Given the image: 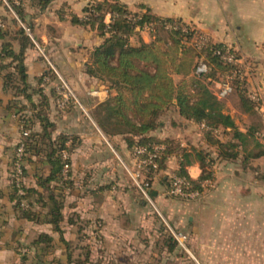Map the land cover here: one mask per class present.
<instances>
[{
  "label": "trees",
  "instance_id": "trees-1",
  "mask_svg": "<svg viewBox=\"0 0 264 264\" xmlns=\"http://www.w3.org/2000/svg\"><path fill=\"white\" fill-rule=\"evenodd\" d=\"M52 1L31 0L33 6L42 9ZM8 2L17 17L14 21L18 24V34L30 41V36L20 25L28 24L23 0L19 4ZM0 5L14 16L6 5L2 2ZM108 17L110 22H106ZM2 23L5 25L6 20L0 17ZM71 23L96 31L104 39L100 46L92 50L86 71L90 77L109 84L114 91V95L92 112V119L103 134L112 142L121 140L131 152L135 147L152 149L155 145L164 146L155 159L158 168L151 169L147 174L150 187L157 179L155 176L166 170L173 156L179 163L175 175L189 182L190 191L199 190L203 182L212 180L211 166L215 159L211 149H215L221 161L240 160L245 165L264 157L260 121L251 123L245 132L240 130L234 118L225 112L224 102L217 99L210 89L211 82H207L209 78L217 80L219 75L224 78L233 76V87L243 113L259 115L260 101L250 98L246 78H242L244 67L225 59L229 56L241 59L238 52L214 42L181 19L132 12L119 0H88L84 17L73 15ZM28 28L31 30L30 26ZM138 28H149L153 41L147 43L140 40L137 46H133L131 38L137 34ZM8 35V30L0 25V38ZM11 47L6 44L0 48V72L9 68L13 70L4 75V87L11 88L15 94L25 93L29 89L26 69L21 57ZM8 58L13 61L7 63ZM199 60L209 66L207 75H195ZM46 78L48 82H44ZM41 85L42 89L34 91L41 101L37 107L32 106V118L40 120L42 131L32 130V118L26 115L19 117L21 140L15 147L11 162L9 199L19 220L45 226L49 232L37 234L28 244L17 241L16 254L20 264H90L93 263L92 246L84 244L88 235L83 234L85 227L81 224H88L89 221H83L79 214H70L67 218L64 212L68 195L79 188L72 177V153L79 142L74 136L65 134L53 140L50 100L43 90L50 89L58 113L79 108L72 103L64 108L58 106V78L49 67L39 81V87ZM170 113L176 114V118L170 120L171 126L193 123L210 150L191 148L186 151L175 140L157 136L156 132L164 126V119ZM21 145L23 155L19 159ZM66 153L68 157H65ZM34 156L37 160L33 159ZM195 161L202 169L197 180L191 179L186 170ZM18 162L22 168L20 175L16 170ZM44 165L49 167L48 174H45ZM30 170L34 171L35 187L27 183ZM170 187L171 179L167 189ZM105 190H109L108 187L94 193L98 196ZM74 227L78 228V235L73 234L74 238L67 239V229L75 233ZM96 238L101 240L102 236L97 234ZM167 242L169 250L174 251L178 245L176 240L171 238ZM76 251L78 254H75Z\"/></svg>",
  "mask_w": 264,
  "mask_h": 264
},
{
  "label": "crops",
  "instance_id": "crops-1",
  "mask_svg": "<svg viewBox=\"0 0 264 264\" xmlns=\"http://www.w3.org/2000/svg\"><path fill=\"white\" fill-rule=\"evenodd\" d=\"M8 1L19 4L21 0ZM119 1L130 9L151 3L153 15L178 18L195 26L216 43L238 52L242 59L256 61L262 66L264 75V0ZM22 5L28 22L25 26L31 27L30 41L24 40L23 36L18 34L15 17L0 5V17L6 20L4 29L9 32L4 39L0 38V48L10 44L15 54L21 57L26 69V83L29 85L25 93L15 94L11 88L4 87V75L12 72V68L0 72V264H20L21 261L16 254L17 241L28 244L37 234L49 232L45 226L19 220L9 199L11 162L15 147L21 140L19 117L26 115L32 118L34 112L32 106L37 107L40 104L41 98L34 91L42 89V85L39 87V81L48 69L46 58L71 85L93 124L92 126L83 118L78 109L58 113L50 89L43 90L50 100L49 118L53 124L51 129L53 140L65 134L74 136L79 142L72 153V177L79 190L68 195L66 209L76 211L81 206L90 214L98 211L99 218L108 222L101 213L102 210L107 213L109 207L106 202L97 203L94 192L103 187L120 190L119 187L125 183L123 169L113 154L123 166L128 163L131 165V151L127 145L121 140L116 143L109 140L92 119L93 110L114 95V91L110 89L109 84L86 73L92 50L104 42L96 31L71 23L73 15L84 17L87 1L53 0L45 9L33 6L31 0H23ZM139 41L132 45L137 46ZM144 42L149 43L147 40ZM12 61V58L6 60L7 63ZM15 62L17 64V61ZM229 107L227 105L225 112L234 117ZM263 111V107H260L259 117L262 124L260 142L264 144ZM172 118H176V114L170 113L164 119V126L156 132L157 136L161 139L175 140L186 151H190L191 148H209L193 123L173 127L170 125ZM236 124L238 125L237 122ZM248 126L241 130L245 132ZM30 127L34 132L42 131L40 120L37 118L30 120ZM193 130L196 136L192 139ZM179 134L182 139L177 137ZM211 150L215 162L211 166L212 180L202 194L208 192L206 195L201 194L203 197L200 204L203 212L211 213L213 218L217 219L224 214L230 217L228 264H264V157L245 165L240 160L221 161L215 149ZM33 159L37 160V157L34 156ZM168 165L170 168L179 169V163L174 156ZM44 167L45 174H48L49 167L47 165ZM186 170L193 180H197L202 174L201 166L196 161ZM33 174L34 171L30 170L27 183L35 187ZM107 191L100 193L99 196L104 199L103 195ZM153 193L157 196L158 192L155 190ZM130 218L133 221L137 220L135 216ZM113 219L115 220L114 217ZM69 230L71 232V229ZM74 237L73 234L70 235V238ZM66 238L70 239L67 236Z\"/></svg>",
  "mask_w": 264,
  "mask_h": 264
},
{
  "label": "rangeland",
  "instance_id": "rangeland-1",
  "mask_svg": "<svg viewBox=\"0 0 264 264\" xmlns=\"http://www.w3.org/2000/svg\"><path fill=\"white\" fill-rule=\"evenodd\" d=\"M86 1L88 4V0ZM0 2L2 1L0 0ZM130 10L136 13H151V3L142 8L138 6ZM108 18L106 22H110ZM2 25L3 28H6L3 23ZM20 25L22 28L25 26L24 24ZM137 34L138 36L131 38V44H137L139 39L147 40L148 42L153 41L149 28L143 30L138 28ZM207 36L209 37V35ZM227 48L232 50L230 47ZM44 57L46 58V56ZM47 60L49 59L46 58ZM239 60L242 62V67H244L242 78H246L248 95L251 99L260 101V107L264 109V75L262 74V66L253 60L246 61L242 58ZM47 66L49 67L48 61ZM217 77L218 79L215 81L224 80V76L219 75ZM176 81H180V78H176ZM215 81L210 78L207 79L208 83L211 82L210 89L213 92L212 82ZM223 102L225 109L227 105L230 106V111H232L233 118L238 123L237 126L240 130L251 122L257 124L260 121L259 115L250 116L243 113L240 99L235 90ZM79 110L83 118L92 124L88 115L80 108ZM192 132L191 138L193 139L196 133L194 130ZM177 137L183 138L180 134ZM223 140H226V138H223ZM207 150L210 149L208 148ZM113 156L123 169L125 174L124 184L127 185L123 184L119 187L120 190H108L103 195L105 200L99 195L94 198L97 203L103 201L109 207V209L107 208V213L103 210L101 213L102 216L108 219V222L99 221L101 219L98 211L90 214L83 210L81 206H79L80 209H77L78 211H70L66 209L67 204L65 203L64 212L67 218L70 214H79L83 221H89L88 224L85 222L81 224L85 227L83 234L88 235L84 240V244L87 243L92 246L91 260L93 263L90 264L99 262L101 264H228L227 247L230 240L228 228L231 226L228 220H230V217L224 214L217 219L216 217L213 218L211 213L204 214L200 202L202 195H206L208 191L196 198H173L168 194L167 186L169 180L176 176L175 170L178 168L173 169L175 167L170 168L167 165L166 170L155 176L157 179L155 184L150 187V200H148L132 179L129 170H126L115 154ZM134 163L132 151L131 165L130 163L126 165L133 169ZM155 190L158 193L157 196L153 197ZM70 200L73 201L74 199L70 198ZM67 201L68 199H66ZM221 208L224 209L223 206ZM131 216L137 217V220L133 221L130 218ZM73 230L75 233H71L67 229L66 236L70 238L71 234L76 235L78 228L74 227ZM97 234L102 236L101 240L96 238ZM181 235L186 237L184 246H181L176 238ZM171 238L175 239L178 244L174 251H170L167 246L170 242L167 241L171 240ZM75 254H78V251ZM82 259L84 260V256Z\"/></svg>",
  "mask_w": 264,
  "mask_h": 264
},
{
  "label": "built area",
  "instance_id": "built-area-1",
  "mask_svg": "<svg viewBox=\"0 0 264 264\" xmlns=\"http://www.w3.org/2000/svg\"><path fill=\"white\" fill-rule=\"evenodd\" d=\"M1 1L11 10V12L16 17L14 11L11 9L9 5V2L7 0H1ZM0 25L1 27H3L2 24ZM23 28L25 29L26 33L32 38L31 30L25 26ZM225 59L228 62L237 64L240 67H242L241 60H237L234 56H229L226 57ZM47 61L49 64V68L56 74L58 78V86L56 87L57 94L59 96L58 106L60 108H64L69 103H72L78 106V108H80L82 111L85 112V114L88 115L85 107L82 105L76 94L73 92L69 83L60 75V73L57 71L53 63L50 62V60ZM209 71H210L209 66L203 60H199L195 67L194 73L197 76H203V75H207ZM232 80H233V76H228L224 78V80L212 82V86L214 88L213 93L217 97V99L224 101L228 99V97L234 92ZM44 82H48V79L46 78ZM163 150H164V146L161 145H155L152 149H148L146 147H135L133 149V158L135 162L133 169H130V167L125 165L126 170H129L132 179L135 181L138 188L141 190L145 198L148 200H150V194H149L150 185L148 182L147 174H149L151 169L158 168L155 159L159 156V153L162 152ZM22 155H23V146L21 145L18 149V158L21 159ZM65 157H68L67 153L65 154ZM16 170L19 175L22 173L20 162L17 163ZM208 184L209 181H205L201 184L199 190L190 191V184L185 178L173 176L171 179V187L168 190V194L170 196H174L176 198H181V199L196 198V197H200L202 191L208 188ZM21 194H23V192H21ZM176 238L179 241L180 245L184 246L186 237L181 235L180 237H176Z\"/></svg>",
  "mask_w": 264,
  "mask_h": 264
},
{
  "label": "water",
  "instance_id": "water-1",
  "mask_svg": "<svg viewBox=\"0 0 264 264\" xmlns=\"http://www.w3.org/2000/svg\"><path fill=\"white\" fill-rule=\"evenodd\" d=\"M153 195H155V194L153 193Z\"/></svg>",
  "mask_w": 264,
  "mask_h": 264
}]
</instances>
